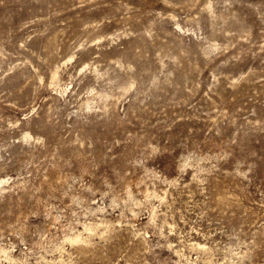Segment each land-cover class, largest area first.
Listing matches in <instances>:
<instances>
[{"label": "rangeland", "instance_id": "374dc122", "mask_svg": "<svg viewBox=\"0 0 264 264\" xmlns=\"http://www.w3.org/2000/svg\"><path fill=\"white\" fill-rule=\"evenodd\" d=\"M0 264H264V0H0Z\"/></svg>", "mask_w": 264, "mask_h": 264}, {"label": "bare ground", "instance_id": "6f19581e", "mask_svg": "<svg viewBox=\"0 0 264 264\" xmlns=\"http://www.w3.org/2000/svg\"><path fill=\"white\" fill-rule=\"evenodd\" d=\"M53 78V77H52ZM74 237V236H73ZM76 238H77V236H76ZM77 240V239H76ZM79 240H80V238H79ZM75 241V240H74ZM78 241V240H77ZM200 246V245H199Z\"/></svg>", "mask_w": 264, "mask_h": 264}]
</instances>
